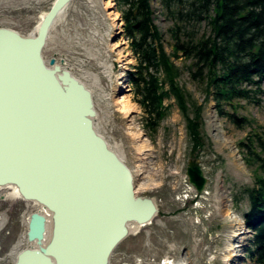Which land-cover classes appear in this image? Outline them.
Here are the masks:
<instances>
[{
	"label": "rangeland",
	"instance_id": "obj_1",
	"mask_svg": "<svg viewBox=\"0 0 264 264\" xmlns=\"http://www.w3.org/2000/svg\"><path fill=\"white\" fill-rule=\"evenodd\" d=\"M109 1L72 0L67 19L51 31L43 56L47 63L52 58L59 61L64 58L66 64L63 67L70 69L92 91L97 131L114 151L124 157L134 178L136 195L153 199L158 206L159 212L154 221L139 233L129 234L115 249L110 264H165L168 259L176 263L183 257L188 264H224L220 258L214 259L213 256L226 241L224 233L229 226L226 211L243 218L249 209L248 197L243 192L254 186L256 167L246 164V153L239 144L252 136L254 131H264V93L259 105L240 110L241 116L254 122V126L244 129L220 117L211 99L203 113L205 146L195 157L191 153L192 143L185 118L174 99L165 100L171 109L157 133L147 130L144 111L136 102V94L128 80V73L135 71L137 62L123 33V22L116 25L117 22L113 21L112 13L119 12L114 4L112 8L106 7ZM53 2L0 0V28H10L28 36L39 16L48 12ZM152 8L155 25L163 36L166 51L170 53L168 30L173 24L172 18L164 14L158 0H153ZM196 26L199 36L208 29L205 21ZM117 43L120 48L114 51L111 44ZM128 53L133 63L124 65L120 57ZM103 60L110 67L112 77L102 73L100 62ZM175 63L182 69L180 83L195 101L203 103L205 95L202 87L191 79L186 69L189 62L178 59ZM122 72L125 79L122 88H119ZM94 75L100 77L99 83ZM123 96L135 105L131 113L121 109L118 101ZM193 160L203 166L208 178V194L197 200L198 205L193 202L196 200L193 199L194 189L188 187L185 181L188 164ZM9 193L7 189L0 191L2 257L13 246L19 245L24 236H27V241L22 248L32 243L28 239L27 219L41 210L39 205ZM185 193L188 195L186 199L183 196ZM1 222L5 225L3 229ZM245 229L247 233L243 236L239 264H254L247 254L252 233L246 225Z\"/></svg>",
	"mask_w": 264,
	"mask_h": 264
},
{
	"label": "water",
	"instance_id": "obj_2",
	"mask_svg": "<svg viewBox=\"0 0 264 264\" xmlns=\"http://www.w3.org/2000/svg\"><path fill=\"white\" fill-rule=\"evenodd\" d=\"M71 1L55 0L37 35L0 28V188L17 187L52 217L31 215L30 242L41 244L53 220L49 243L23 250L15 264H110L126 226L151 224L158 214L97 131L90 89L56 58L44 59L54 21ZM187 175L202 193L208 178L197 160Z\"/></svg>",
	"mask_w": 264,
	"mask_h": 264
},
{
	"label": "trees",
	"instance_id": "obj_3",
	"mask_svg": "<svg viewBox=\"0 0 264 264\" xmlns=\"http://www.w3.org/2000/svg\"><path fill=\"white\" fill-rule=\"evenodd\" d=\"M113 1L137 62L128 77L147 130L157 133L171 109L165 100L171 99L185 118L193 157L205 146L203 113L211 99L220 117L238 128L254 126L239 112L259 105L264 93V0H158L173 21L170 53L155 25L153 0ZM202 21L208 29L199 36L196 25ZM178 59L189 62L186 69L202 87L203 103L180 83ZM239 146L246 164L256 167L254 186L243 192L249 201L243 218L252 233L247 254L254 264H264V131H254Z\"/></svg>",
	"mask_w": 264,
	"mask_h": 264
},
{
	"label": "bare ground",
	"instance_id": "obj_4",
	"mask_svg": "<svg viewBox=\"0 0 264 264\" xmlns=\"http://www.w3.org/2000/svg\"><path fill=\"white\" fill-rule=\"evenodd\" d=\"M71 2L66 8H64L58 14V16L56 17V19L54 21L53 27L51 28V31L55 28L56 25H58L59 23H61L62 21L67 19L69 9L71 7ZM111 6H113V3L110 0L109 2L106 3V7L112 8ZM46 13L47 12L42 13L39 16L38 22L36 23L32 33H31L32 35H37L38 30L42 24V21L46 16ZM112 17H113V21L115 23L117 22L116 25H118L121 22L119 13H116V12L112 13ZM51 31H50L48 39L51 38ZM111 47L114 51H117L120 48V44L119 43H117L116 45L111 44ZM119 54H120V52H119ZM120 58H121V62H123L122 64H124V65H128V64L133 63L131 56H130V53H128L127 55H123ZM100 66L103 68L102 73L105 76L112 77V71L110 70V67L108 66V64L104 60L100 62ZM62 70H69L72 73V71L70 69L63 67V66H62ZM125 70L126 69H124L123 71H125ZM72 75L86 86V84L84 82H82L79 78H77L73 73H72ZM88 75L91 76L92 74L88 73ZM124 77H125V73L122 72L120 82H118L119 88H122L121 85L123 83L122 81L125 79ZM94 78H95L96 82H98V83L100 82V77L98 75H94ZM118 102L121 106V109L123 111H126L127 113H131L135 108V105L131 102V100L128 97H125V96L120 97ZM117 153L124 159V157L121 155V153H119L118 151H117ZM1 190H3V188H0V191ZM7 190L10 191V193H9L10 196H13V197H16L18 199L23 200L21 195H20L19 190L17 189V187H11ZM39 208H42V207L40 206ZM156 208L158 210L157 204H156ZM158 212H159V210H158ZM225 216L228 218V222H229V226L224 233L226 236V241H225L223 248L220 251H218L217 255H214L213 258L214 259L220 258L224 262V264H239V261L241 259L240 249L244 246V237L243 236L247 233L246 229H245V225H244V220L241 216H239L238 214H236L230 210L226 211ZM50 218L52 219L51 216H50ZM51 219H49L50 221L47 222V224H46L45 240L41 244H39L37 241H34L31 244H29V246H27L25 248L24 247L19 248L20 250L18 252H16V256L25 249H28V248L29 249H40V247H44L45 245H47L49 243V241L51 240V237H52V229H53V220H51ZM146 226L147 225H138L136 223H130L126 226V228H127V231L129 234H137L142 230V228H144ZM23 238L24 239H22L19 242V246L25 245V243L27 241V236H24ZM166 261L167 262L165 264H188V262L186 261V259L184 257L176 263L172 260H169V259Z\"/></svg>",
	"mask_w": 264,
	"mask_h": 264
},
{
	"label": "built area",
	"instance_id": "obj_5",
	"mask_svg": "<svg viewBox=\"0 0 264 264\" xmlns=\"http://www.w3.org/2000/svg\"><path fill=\"white\" fill-rule=\"evenodd\" d=\"M58 62H62L61 65H63L64 63L66 64V62H64V58H62L60 61L58 60ZM185 181H186V184L188 187H192L191 184L189 183L188 177L185 179ZM207 194H208V190H205L204 193H201V194H199L196 190H194V195L198 198H202V197L206 196ZM183 196L186 199V197L188 195L185 193ZM43 213L48 216L47 212L43 211ZM29 222H30V217H28V219H27V224H29ZM1 224L3 225L2 222H1ZM4 226L5 225L2 226V229L4 228ZM0 230H1V227H0ZM12 248L13 249L9 253H7V255H5L3 257H2V254L0 252V264H15L16 258H17L16 252H18L20 250L19 248H22V246L15 245ZM0 250H1V248H0Z\"/></svg>",
	"mask_w": 264,
	"mask_h": 264
}]
</instances>
